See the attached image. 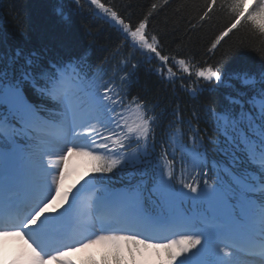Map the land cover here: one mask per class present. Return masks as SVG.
I'll return each instance as SVG.
<instances>
[{
	"label": "snow or ice",
	"instance_id": "snow-or-ice-1",
	"mask_svg": "<svg viewBox=\"0 0 264 264\" xmlns=\"http://www.w3.org/2000/svg\"><path fill=\"white\" fill-rule=\"evenodd\" d=\"M71 2L82 7L81 0ZM85 3L119 26L133 48L154 54L161 76L195 77L193 94L201 80L230 89L225 105L219 111L210 109L222 129L219 150L225 159L217 162L221 167L214 186L204 179L201 187L199 177L207 173L198 172L189 177L191 182L181 176V187L176 188V153L182 165L190 161L200 167L197 148L203 138L190 126L185 143L180 121H175L161 145L158 178L149 186L144 180L151 166L148 150L155 147L161 117L155 111L158 105L150 107L125 90L130 87L129 72L121 69L105 79L92 71L88 52L65 61L19 47L0 51V159L7 155L5 145L9 152L20 150L19 141L34 148L30 167L15 180L0 176V242H22L11 264H75L69 254L93 245L105 248L101 264H264V67L226 75L219 64L197 65L162 54L157 35L148 30L159 3L135 24L105 0ZM246 3L203 0L195 22L189 21L193 29L218 12L227 17L208 51L217 50L230 34L243 33L236 47L246 44L264 53V0ZM56 12L67 18L63 8ZM72 157L83 158L93 173L74 193V185L64 187ZM117 172L128 176L126 192L96 195L98 185ZM153 200L170 207L207 202L212 212L199 218L173 214L170 235L149 238L142 229L157 222L143 208ZM50 204L56 207L49 210Z\"/></svg>",
	"mask_w": 264,
	"mask_h": 264
},
{
	"label": "trees",
	"instance_id": "trees-1",
	"mask_svg": "<svg viewBox=\"0 0 264 264\" xmlns=\"http://www.w3.org/2000/svg\"><path fill=\"white\" fill-rule=\"evenodd\" d=\"M105 2L114 5L126 22L133 24L147 14L153 3H159L160 7L149 18L148 30L157 35L164 55L187 58L197 65L205 62L219 64L226 75L232 72H259L264 67V53L246 44L236 47L244 39L243 33L230 34V38H226L217 50L208 51L214 36L227 23V17L218 12L211 21L198 24L193 29L189 21L195 22L203 0H169L168 4H163V0ZM81 5L77 8L71 0H0V51L8 52L19 47L25 52L35 51L46 59L65 61L88 52L92 71L105 79L125 69L130 73V87L125 90L147 101L150 107L158 105L157 113L161 118L157 121L156 142L165 140L170 123L180 121L183 127H187L195 115L212 119L210 109L220 110L225 105V94L230 89L214 82H202L195 85L197 92L193 94L190 91L193 77L177 73L170 80L161 76L158 60L155 61L142 49L133 48L118 26H114L103 14L96 15L90 11L85 0H81ZM57 8L65 10L66 19L57 15ZM30 99L34 98L30 96ZM178 126L181 128L180 123ZM205 130L217 137L211 126H206ZM184 133L187 136V132ZM204 135L208 134L200 135L207 150L217 161L223 162L225 157L219 150L220 145ZM5 149L15 161L21 160L18 150L14 154L8 152V145H5ZM84 165H87L85 161ZM85 169L92 178L93 173L89 172L88 167ZM109 175L111 179L104 182L108 185L128 181V177L119 172Z\"/></svg>",
	"mask_w": 264,
	"mask_h": 264
},
{
	"label": "rangeland",
	"instance_id": "rangeland-1",
	"mask_svg": "<svg viewBox=\"0 0 264 264\" xmlns=\"http://www.w3.org/2000/svg\"><path fill=\"white\" fill-rule=\"evenodd\" d=\"M113 23V22H112ZM118 28H119V26H118ZM82 158H80V157H72L71 159H70V161H69V169H70V171H71V169H73V172H70L69 171V174H68V176H67V178H66V180H65V185H64V187H65V190H67L70 186H71V182L73 181V183L76 185V186H80L81 184H83L86 180L85 179H87L88 178V175H87V173H86V175H83V174H80L79 173V171L77 170V171H75V168H76V166L79 164V161L81 160ZM162 161L160 160V161H158V163H157V166H159L160 165V163H161ZM30 164H31V159H30V156L28 157V156H25L23 159H22V165H23V168H22V170H26V169H28L29 167H30ZM74 166V167H73ZM73 179H72V178ZM78 181V182H77ZM190 195H194V194H190ZM163 203V202H162ZM207 203V202H206ZM163 204H165V205H168V204H166V203H163ZM208 205H210L209 203H207ZM53 206H55V205H53V204H50L49 205V210H51V208L53 207ZM211 206V205H210ZM156 237H158V236H156ZM5 247H7V246H5ZM83 249H84V251L85 250H88V249H97V251H99V252H103L104 253V251H105V248H104V246H102V245H93V246H90L89 248H82V249H78L77 251H79L80 253H82L83 254ZM6 262H7V260H8V258H12V252H10L7 248H6ZM70 258H72V257H70ZM11 264V263H10Z\"/></svg>",
	"mask_w": 264,
	"mask_h": 264
},
{
	"label": "bare ground",
	"instance_id": "bare-ground-1",
	"mask_svg": "<svg viewBox=\"0 0 264 264\" xmlns=\"http://www.w3.org/2000/svg\"><path fill=\"white\" fill-rule=\"evenodd\" d=\"M192 110H194V109H192ZM191 111V110H190ZM245 259H247V258H245ZM50 264H54V263H50Z\"/></svg>",
	"mask_w": 264,
	"mask_h": 264
}]
</instances>
